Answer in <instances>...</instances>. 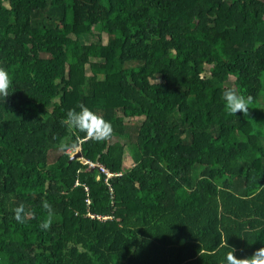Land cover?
<instances>
[{
    "label": "trees",
    "instance_id": "1",
    "mask_svg": "<svg viewBox=\"0 0 264 264\" xmlns=\"http://www.w3.org/2000/svg\"><path fill=\"white\" fill-rule=\"evenodd\" d=\"M0 68V264H224L264 246V0H0ZM80 106L109 139L64 122Z\"/></svg>",
    "mask_w": 264,
    "mask_h": 264
},
{
    "label": "clouds",
    "instance_id": "2",
    "mask_svg": "<svg viewBox=\"0 0 264 264\" xmlns=\"http://www.w3.org/2000/svg\"><path fill=\"white\" fill-rule=\"evenodd\" d=\"M11 80L9 73L0 68V100L6 97L10 87ZM223 101L229 114L235 115L237 112L248 114L249 105L251 104V96H244L237 93L233 89H226L223 92ZM70 128L83 133L93 141H104L111 137L112 126L110 122L105 120L101 115L91 109L80 106L79 111L70 109L66 112L65 121ZM45 208L49 206L45 203ZM24 206L18 205L13 209V218L18 223L24 221ZM224 264H264V246L256 249L254 253L248 257L237 258L231 253H226L224 256Z\"/></svg>",
    "mask_w": 264,
    "mask_h": 264
},
{
    "label": "water",
    "instance_id": "3",
    "mask_svg": "<svg viewBox=\"0 0 264 264\" xmlns=\"http://www.w3.org/2000/svg\"><path fill=\"white\" fill-rule=\"evenodd\" d=\"M78 156H80V151L76 152L75 154H72V155L70 156V158H75V157H78ZM70 158H69V159H70Z\"/></svg>",
    "mask_w": 264,
    "mask_h": 264
},
{
    "label": "rangeland",
    "instance_id": "4",
    "mask_svg": "<svg viewBox=\"0 0 264 264\" xmlns=\"http://www.w3.org/2000/svg\"><path fill=\"white\" fill-rule=\"evenodd\" d=\"M76 153V151L75 150H70V154L72 155V154H75ZM127 163L128 164H131V161H127ZM89 214V213H88ZM90 215V214H89Z\"/></svg>",
    "mask_w": 264,
    "mask_h": 264
},
{
    "label": "built area",
    "instance_id": "5",
    "mask_svg": "<svg viewBox=\"0 0 264 264\" xmlns=\"http://www.w3.org/2000/svg\"><path fill=\"white\" fill-rule=\"evenodd\" d=\"M88 164L90 165V166H92L93 164L92 163H90V162H88ZM101 170L102 171H104L108 176H110L111 174L110 173H107L103 168H101Z\"/></svg>",
    "mask_w": 264,
    "mask_h": 264
}]
</instances>
